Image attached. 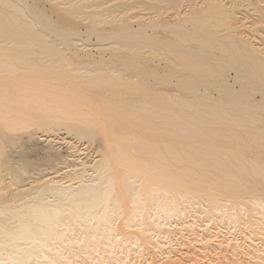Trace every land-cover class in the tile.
I'll list each match as a JSON object with an SVG mask.
<instances>
[{
  "label": "rangeland",
  "instance_id": "374dc122",
  "mask_svg": "<svg viewBox=\"0 0 264 264\" xmlns=\"http://www.w3.org/2000/svg\"><path fill=\"white\" fill-rule=\"evenodd\" d=\"M25 1L28 14L26 2L0 0L4 26L41 39L0 36L3 55L29 61L4 57L16 73L0 70V264H264V74L240 72L226 47L264 61V0ZM170 75L169 86L151 82ZM118 78L153 91L125 103L143 107L157 92L189 104V124L164 143L185 163L167 158L156 172L168 183L113 163L109 136L123 133L105 125L111 93L91 91ZM88 189L108 198L76 202Z\"/></svg>",
  "mask_w": 264,
  "mask_h": 264
},
{
  "label": "bare ground",
  "instance_id": "6f19581e",
  "mask_svg": "<svg viewBox=\"0 0 264 264\" xmlns=\"http://www.w3.org/2000/svg\"><path fill=\"white\" fill-rule=\"evenodd\" d=\"M17 1H19L18 2L19 4L20 3L23 4L24 2H26L25 0H17ZM26 4H27V2L24 3V5H25L24 8H26L27 14H28V11H29L28 8L29 7L27 8ZM10 5H11V3H10ZM11 7H14V6H11ZM36 16H37L35 18L36 26L37 25L40 26V28H43L44 30L50 32L51 34L58 33V31L48 21H46L45 19H43L42 16H39V15H36ZM1 19L2 18L0 17V36L3 39L4 38H5V40L11 39V40H13L16 43V45L17 44L18 45L19 44H22L23 46H27V47L28 46H32L33 43H41V39L39 38V36L37 35V37H36V34L37 33L35 31L34 32L31 31L33 29L30 28L28 25L25 28L28 31V29H27V27H28L30 29L31 33L30 34L28 33V35H27V32L25 31L26 36L23 37L22 35H19L18 33L11 31V28H7L6 25L4 26L3 23H5V21L2 22ZM178 30H180V29H178ZM56 35H60V34H56ZM61 35H64V36L67 37L69 34L67 35V34L64 33V34H61ZM61 35H60V37H61ZM202 37H204L203 34H202ZM210 37H208V35H205V38H207V39H205L203 41L204 42L203 45H208L209 44V38ZM11 40H10V43H11ZM10 43H9V45H10ZM238 45L239 44L237 42H234L232 44L226 45V47L229 49V52L230 53H233L234 56H236V58H234L235 62L237 63V64H235L236 68L237 69L242 68L243 70L242 71L239 70V71L245 73V75H248L250 73L252 74V72H260V73L264 74V61L263 60L256 59L255 55L251 51H249L247 49H244L245 51H243V53H242L241 51H239L237 49V46ZM41 50H42V48H41ZM176 50L178 51V49H176ZM57 51L59 52V50H57ZM55 53L56 52H54V53L52 52L51 54L52 55H55ZM244 53H246L248 55V58H247V56ZM4 57H6V58L7 57H10L11 59H14L15 58L16 61H19V63L22 64V65H26V63L29 64V61L27 59H25L26 61H23V59L18 58V57L3 55V53L0 50V70L1 71L4 70V71H10L11 73H14L15 72L14 70L16 68L15 66H13V62H6L4 60ZM200 57H202V56H200ZM248 59H249V61H251V63H250L251 65H247V64L243 63L244 60H248ZM203 61L205 63H207L205 60H203ZM185 67H186V71L189 70L191 74L198 73V69H196L195 67H193V66H191L189 64H186ZM74 72H75V70H74ZM1 75L2 74H0V76ZM139 75L143 79L148 76L147 73H145V74L140 73ZM3 76L4 77H8V78L9 77L10 78L11 77H13V78H16L17 77V76L14 77L12 75L11 76L10 75H8V76L3 75ZM173 77H176L177 78L178 76H173V75L172 76L170 75V76H167V77H161V76L157 77V76H154L153 77V81H151V82L155 83L157 86L158 85L169 86V84L171 83V78H173ZM249 77L251 78V75ZM190 79L191 78L188 77V76H186L185 74H183L182 77H178L177 78L178 88L181 90L180 92L181 93H184L185 95L188 94V91H193V89H194L193 85L191 84L192 82L190 83ZM172 80H174V79H172ZM117 81H119V78L118 79H114V80L110 79V80L106 81V84H104V85L101 86V87L104 88L103 90H95V91L92 90L91 91L92 93H96V94H98V91H100V92L105 91V92H110L111 93L110 99H107V100H105V101H103L101 103V104L105 105V107H106L105 108V111H104V116H105V120L104 121H105V125H106V127H109V129H111L112 131H116V132L123 133L120 136L119 135H116V134H113V135H110L109 136V137H115V139H116L114 148L113 147L110 148L111 151H112L113 163H114L115 167L117 168V170L119 169V167H122V165L125 166V164L127 162L129 164L131 163L129 169L134 170L135 173L137 172V175L138 176L145 177L146 178V176H148L149 174H151V175H154L156 177V180H159L158 183H164V184L165 183H168V180L167 179H164V178H167L168 177V174H157L158 173L157 171H161V170H164L165 169V167L162 164V161L167 160V158H169L172 161H173V159L179 161L181 158L179 159L178 158V155L176 154L177 152L175 153V152H173V150L171 151V149L169 147L167 148V144H164V143H166L173 136H176V135L181 136V132L180 133H175V132L171 131L170 130L171 127L181 126L182 128L184 127V129H185V126L187 124H189L190 121L188 120V117H187L188 114H186L187 113L186 112V110H187L186 108H188L189 104H187V102H185V101H182V99L172 98V96L170 97L168 94L167 95H165V94L158 95L157 92H155L153 94V96L155 98V101H153V103H145V104L143 103L144 104L143 107L139 105L140 103H142L140 100H138L136 103H125L122 100V97H127V95H137V96L141 95L142 98L144 96H151L152 94H150V93H153V91L152 90H149L150 91V93H149L148 90H147V87L150 86L149 85V82L150 81L147 82L146 80H141V81L139 80V82H136L135 84H130V85L120 84ZM100 82H102V81H100ZM29 83H31V82H29ZM259 86H261L262 88H264V85H260L259 84ZM105 89H109V90H105ZM166 90L168 91V89H166ZM166 90L163 91V92H166ZM190 106H192V105H190ZM191 115L193 116V114H191ZM193 117L195 118V116H193ZM210 127H212V126H210ZM184 129L182 130V137H183ZM203 146H204V144H203ZM204 148L206 150H215V148H212V147L207 146V145H205ZM189 149H192V147L189 148ZM138 154H140V156L141 155H144L145 157H138L137 156ZM168 156H170V157H168ZM211 156L213 157L214 155H211ZM181 161L182 160H180V162ZM182 163H185V162L182 161ZM104 164H105V162H104ZM107 164H109V163H107ZM217 165H218V163H217ZM218 167H219V165H218ZM223 167H224V165H223ZM106 168H108L107 165H106ZM211 168H212V166H211ZM102 170L103 169H101V172H102ZM178 170L181 171L182 169H178ZM188 170L189 169H187V171ZM151 172H154V173H151ZM227 173H225V174H227ZM252 174H254V173H252ZM258 174H260V173H258ZM129 176H131V175H129ZM198 177H200V176L198 175ZM149 180H150V178H146V182L149 181ZM131 182H133V181H131ZM154 182L153 183L151 182L152 183L151 186H153L154 184H156ZM156 185L158 186V184H156ZM210 185H211L210 187H216V184L215 183H211ZM205 187H209V186H205ZM149 188H151V187H149ZM234 189H236V187ZM89 190L90 189L86 190V192L84 191V194H82L83 196L80 195V199L81 200L80 201H76V202H79V203L80 202H83L85 204H89L90 203L92 205V203H94V201L96 199L97 200L99 199L100 196L96 193L97 191H94L92 189L90 191ZM162 191H164V190H162ZM93 192H94V194H93ZM113 192H114V190H113ZM107 193H108L107 191L105 193H101V196L102 197H107ZM165 193H167V192H165ZM109 196H110V194H109ZM102 197H100V198L101 199H104ZM150 198H152V197H150ZM101 199H100V201H101ZM107 202H108V200H107ZM107 202L105 203L106 205H107ZM170 204H172V202ZM97 208H98V206H97ZM43 211H45V210H43ZM37 212H39V211H37ZM58 212L59 211H55L54 214L57 215L56 213H58ZM39 214H42V213L39 212ZM51 216H53V215H51ZM54 217H56V216H53L51 218H54ZM46 218H48V217H46ZM46 218H43V219H46ZM49 218H48V220H49ZM96 221H98V220H96ZM27 233L25 232V239L26 238H29V236L27 237ZM29 239H27V240H29ZM33 240L35 241V239H33Z\"/></svg>",
  "mask_w": 264,
  "mask_h": 264
}]
</instances>
